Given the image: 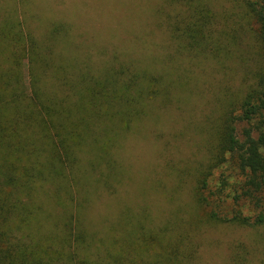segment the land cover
Returning <instances> with one entry per match:
<instances>
[{
	"label": "trees",
	"instance_id": "obj_1",
	"mask_svg": "<svg viewBox=\"0 0 264 264\" xmlns=\"http://www.w3.org/2000/svg\"><path fill=\"white\" fill-rule=\"evenodd\" d=\"M151 10L171 53L122 46L93 63L70 41L66 17L49 14L38 32L28 9L3 10L0 264H198V231L226 224L253 232L232 260L264 264V0L223 12L212 0H161ZM204 62L244 74L240 89L215 93L219 103L199 126L204 154L185 171L194 178L189 203L158 221L128 204L87 220L94 192L117 183L122 139L178 90L194 96L198 76L188 71ZM225 163L241 175L228 216L204 193Z\"/></svg>",
	"mask_w": 264,
	"mask_h": 264
},
{
	"label": "rangeland",
	"instance_id": "obj_2",
	"mask_svg": "<svg viewBox=\"0 0 264 264\" xmlns=\"http://www.w3.org/2000/svg\"><path fill=\"white\" fill-rule=\"evenodd\" d=\"M212 1L219 12L226 10V6L237 5V0ZM158 2L161 0H29L26 6L21 0H0V16L9 6L18 12L28 9L34 15L28 21L38 32L49 14L66 17L72 22L70 41L80 43L81 52L90 55L89 62L93 63L110 57L122 46L131 52L171 53L165 24L159 25L151 10ZM195 66L192 64L193 71H188L190 76L192 72L198 76L192 83L195 95L189 98L183 94L186 92L178 90L173 102L161 106L162 109L152 106L150 113L122 139L115 150L121 164L117 183L113 182L109 193L106 188L94 192V204L86 211L87 220L98 213L105 214L106 206L122 209L128 204L139 212L145 209L158 221L168 216L172 208L182 211L189 203L194 178L185 171L202 160L204 154L205 141L199 126L219 103L215 93L226 88L240 89L244 74L238 68L225 73L217 71L210 62L203 63L204 71H194ZM240 177L230 163L215 169L210 176L204 193L220 215L228 216L238 207L231 197L238 194ZM221 178L226 181L224 185ZM252 233L250 228L227 224L202 227L198 231V264H238L232 260V248L252 240Z\"/></svg>",
	"mask_w": 264,
	"mask_h": 264
}]
</instances>
